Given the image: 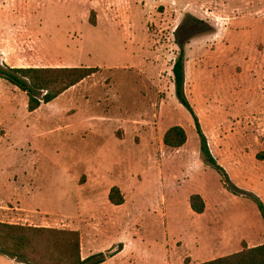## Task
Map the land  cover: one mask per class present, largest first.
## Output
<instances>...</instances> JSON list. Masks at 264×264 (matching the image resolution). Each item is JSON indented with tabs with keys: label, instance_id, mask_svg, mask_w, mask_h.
I'll return each instance as SVG.
<instances>
[{
	"label": "rangeland",
	"instance_id": "1",
	"mask_svg": "<svg viewBox=\"0 0 264 264\" xmlns=\"http://www.w3.org/2000/svg\"><path fill=\"white\" fill-rule=\"evenodd\" d=\"M177 34L222 174L176 96ZM0 64L100 69L33 113L0 79V222L79 231L85 258L121 250L104 264L204 263L264 244L257 203L229 188L264 203V0H0ZM175 126L180 149L164 144Z\"/></svg>",
	"mask_w": 264,
	"mask_h": 264
},
{
	"label": "trees",
	"instance_id": "2",
	"mask_svg": "<svg viewBox=\"0 0 264 264\" xmlns=\"http://www.w3.org/2000/svg\"><path fill=\"white\" fill-rule=\"evenodd\" d=\"M177 43L181 48L180 55L173 67L176 96L181 105L194 117L198 133L202 137V151L208 158V163L220 174L223 169L212 158L207 142L202 134L198 119L185 94L186 57L185 44L180 40ZM100 71L99 68L88 67H26L14 68L0 64V79H3L20 89L28 97L30 113L39 110L60 96L76 87L86 79ZM187 143V133L181 126H175L167 131L164 144L171 149H180ZM235 195H245L254 199L264 218V203L253 194L239 190L229 185ZM110 202L115 206L124 203L121 190L113 188L109 195ZM190 205L197 214H203L206 203L201 195L191 196ZM121 250H114L107 254L100 253L87 259L82 257V238L79 231L59 230L44 227H30L0 222V253L24 264H104L108 259L115 257ZM202 264H264V244L207 261Z\"/></svg>",
	"mask_w": 264,
	"mask_h": 264
},
{
	"label": "crops",
	"instance_id": "3",
	"mask_svg": "<svg viewBox=\"0 0 264 264\" xmlns=\"http://www.w3.org/2000/svg\"><path fill=\"white\" fill-rule=\"evenodd\" d=\"M79 85H81V83H80ZM79 85H77V86H79ZM77 86H76V87H77ZM74 88H75V87H74ZM72 89H73V88H72ZM253 247H256V246H249V248H253ZM120 253H121V251H120ZM120 253H119V254H120ZM82 254H83V253H82ZM119 254H117V255H119ZM117 255H116V256H117ZM116 256H115V257H116ZM82 257H83V259H87V258H85L83 255H82ZM90 257H91V256H90ZM88 258H89V257H88ZM113 258H114V257H113ZM110 259H112V258H110ZM110 259H108V260H110ZM108 260H107V261H108ZM204 263H205V262H204ZM192 264H202V263H194V262H192Z\"/></svg>",
	"mask_w": 264,
	"mask_h": 264
}]
</instances>
